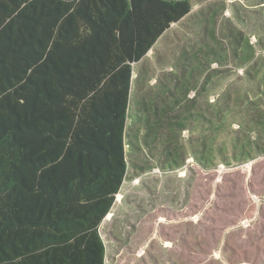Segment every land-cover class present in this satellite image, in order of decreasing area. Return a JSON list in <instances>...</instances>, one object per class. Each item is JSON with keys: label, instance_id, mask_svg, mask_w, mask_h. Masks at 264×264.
<instances>
[{"label": "trees", "instance_id": "16d2710c", "mask_svg": "<svg viewBox=\"0 0 264 264\" xmlns=\"http://www.w3.org/2000/svg\"><path fill=\"white\" fill-rule=\"evenodd\" d=\"M192 9L193 0H0V264H107L101 224L128 177L130 149L140 147L129 120L173 140L194 116L177 114L181 96L172 89L162 113L157 104L149 112L148 100L134 113L133 86L145 78L135 65ZM205 45L210 63L223 64ZM243 47L233 45L234 54L255 75L248 38ZM186 64L188 81L205 69ZM259 83L219 98L221 122L197 114L212 133L192 142L199 164L251 155L238 136L229 157L217 136L243 109L253 115L246 127L264 135V72ZM163 143L168 166L186 163L181 146Z\"/></svg>", "mask_w": 264, "mask_h": 264}, {"label": "rangeland", "instance_id": "374dc122", "mask_svg": "<svg viewBox=\"0 0 264 264\" xmlns=\"http://www.w3.org/2000/svg\"><path fill=\"white\" fill-rule=\"evenodd\" d=\"M234 35L241 44H233ZM247 38L260 69L255 75L247 72L253 70L251 63L239 65L233 50V45L243 49ZM206 43L224 56L223 64L210 63ZM184 62L189 68L205 69L188 81L181 74ZM135 66V76L141 69L145 78L133 86L134 113L142 111L147 100L149 112L157 104L162 113L165 100L172 103L175 98L167 91L172 89L181 96L177 114L194 116L189 128L173 140L166 131L160 139L147 136L144 123L129 120L130 136L140 147L130 149L128 177L101 224L107 264H264V135L246 127L247 120L253 122L252 113L245 109L230 113L227 127L217 136L229 157L238 136L247 147L252 145L247 160L231 159L227 164L217 159L206 167L191 151L192 142L200 146V138L211 139L212 134L209 122L197 120V114L219 123L214 110L219 98L260 84L264 0H193L192 11ZM167 138L183 148L184 165L165 163Z\"/></svg>", "mask_w": 264, "mask_h": 264}]
</instances>
